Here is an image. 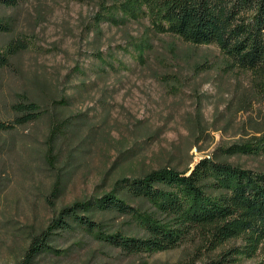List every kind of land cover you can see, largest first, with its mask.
<instances>
[{
	"label": "rangeland",
	"instance_id": "rangeland-1",
	"mask_svg": "<svg viewBox=\"0 0 264 264\" xmlns=\"http://www.w3.org/2000/svg\"><path fill=\"white\" fill-rule=\"evenodd\" d=\"M111 2L0 1V264L119 177L193 167L264 131V82L215 45L156 32L133 5ZM30 100L41 113L17 123L15 105ZM231 159L264 168V153ZM95 236L63 231L39 264H176L189 251L127 254Z\"/></svg>",
	"mask_w": 264,
	"mask_h": 264
},
{
	"label": "trees",
	"instance_id": "trees-1",
	"mask_svg": "<svg viewBox=\"0 0 264 264\" xmlns=\"http://www.w3.org/2000/svg\"><path fill=\"white\" fill-rule=\"evenodd\" d=\"M130 4L138 11L132 16L148 17L156 32L213 44L227 66L264 82V0H112L111 8ZM15 107L19 124L42 111L35 100ZM262 153L264 131L193 167L167 164L123 175L103 195L61 208L14 264H39L42 253L54 250V236L76 226L127 254L189 247L176 264H264V168L231 159ZM118 218L128 225L118 226Z\"/></svg>",
	"mask_w": 264,
	"mask_h": 264
},
{
	"label": "water",
	"instance_id": "water-1",
	"mask_svg": "<svg viewBox=\"0 0 264 264\" xmlns=\"http://www.w3.org/2000/svg\"><path fill=\"white\" fill-rule=\"evenodd\" d=\"M194 166H195V164H194Z\"/></svg>",
	"mask_w": 264,
	"mask_h": 264
}]
</instances>
